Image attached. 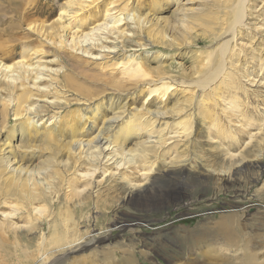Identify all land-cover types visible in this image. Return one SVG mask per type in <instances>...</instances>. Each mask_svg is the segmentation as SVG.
Wrapping results in <instances>:
<instances>
[{"label": "rangeland", "instance_id": "obj_1", "mask_svg": "<svg viewBox=\"0 0 264 264\" xmlns=\"http://www.w3.org/2000/svg\"><path fill=\"white\" fill-rule=\"evenodd\" d=\"M68 1L0 0V60L42 29L27 62L48 66L41 96L57 100L27 112L29 127L15 111L42 102H18V81L0 78V264H264V0H94L59 18ZM111 4L130 17L117 52L59 47L62 24L89 30ZM130 59L140 67L125 72ZM150 113L146 157L117 166L142 150ZM104 126L116 146L93 141Z\"/></svg>", "mask_w": 264, "mask_h": 264}, {"label": "bare ground", "instance_id": "obj_2", "mask_svg": "<svg viewBox=\"0 0 264 264\" xmlns=\"http://www.w3.org/2000/svg\"><path fill=\"white\" fill-rule=\"evenodd\" d=\"M93 1L94 0H69L67 2V4H68L67 6L69 7V10L60 9L58 17L60 18V17H62V15H67L68 17L72 18L75 14H78L81 11H84L85 8L88 7V5H89L88 2H93ZM70 8L73 10H70ZM102 19H103V22L101 21V23H97V24L93 25L92 27H90L89 30H85V28H86L85 26H87L88 22L82 20L83 22L81 21V24L77 25L78 28L73 30L70 33V35H68V36H65L63 34V32L68 31V33H69L72 30L71 23L68 22V23L62 24L60 26L62 33L59 34V38H60L59 47L61 45H63L64 47L65 46L68 47L72 52L81 54V56L83 55L84 57H89L91 59H101V60L104 59L106 56L103 53L110 54V53L117 52L122 47L121 43H123L121 40H118V38L125 37L128 35L127 30H125V29H127V27L121 28L119 26L124 25L126 22H128L130 17L128 15V13L123 12L121 9H117L115 4H111L110 7L105 10L104 15H102ZM27 30H30L28 32V34L37 32L36 33L37 36L41 39H39V40L36 39L37 40L36 42H35V40H32L33 43L35 42L34 44H29V43L26 44L23 41L19 42L18 47H19L20 51H19V57L16 60H14L12 62L9 60H8V62H4V61L0 60V78H1L2 82L5 83L6 87H4V85H3V89H5V90H10V89L14 90L15 86L13 88L12 85H14V83H15V85H17V81H18L19 85L23 89V91L17 96L18 102L25 101L29 98L33 99V100H37L39 102H42V104L36 105L37 110H34V111L32 110V108L34 106L33 104H27V107L25 109H23V110H25L24 114L22 112L18 111V109L15 111V117L17 116V118H20L21 116L22 117L26 116L25 120H27L28 126L33 127L35 125V123L32 119L34 116L31 117L29 114L26 115V113L27 112L31 113V111H32V112H37V114L42 115L41 113L44 110L41 108H44L46 106L56 107L55 103L57 102V100H54V99L48 100L47 98L42 97V96H44V94H47V91H48L47 87L50 86V85H47V86L42 85V82L47 80V82L50 81V84L54 83V81H51L50 78H47V76L49 74L46 73V71H48L49 69L47 70L46 68L48 66H45L44 64H42V62H43L42 59H41V61L39 60L40 63H36V64L27 62L29 60V58L31 59L32 56L33 57L39 56L38 58H41L40 54L44 53L42 48H41L42 44H43L41 41H42V36H44L43 35L44 31H42V29H40V30L35 29L34 26H32V25L28 26ZM58 30H59V27H58L57 31ZM105 30L107 31V34L109 37L106 34L103 37H101L99 35L102 33V31L104 32ZM226 32H227V30H226ZM5 33H6V31H5ZM113 34H116V35L113 36ZM226 36L227 37H224V38L226 39L225 40L226 43H228L230 38H232V36L229 33ZM110 38H113V39H110ZM43 40L47 44H50L49 42L52 43V41H50V39L44 38ZM1 49H3V47ZM90 51H96L97 54L93 55L92 52H90ZM41 52H43V53H41ZM121 65H122V70H124L125 72H129V71H132L134 69L136 70L137 68H139L140 67V61L130 59V60H127L126 62H122ZM55 85H56V83H55ZM162 86L163 85H158V86L154 85V87L150 88L149 89V95L147 98H149L153 95H156L159 100L166 99V97L168 95L167 92H169V89H172V87H171V84H169L167 86H164L163 89H161ZM51 88H53V87H51ZM174 89H176V87ZM32 90H34L35 93H33ZM38 94H40V95H38ZM171 95H172V93H171ZM9 100H10V98H9ZM8 104H10V103H8ZM15 108H17V107H15ZM147 116H148L146 118L147 122H145L146 124L144 123L145 126H143V128H141L142 131L140 130L138 133V135L140 134V136L142 133H145L147 135V139H145V140L140 139V141H139V144L141 142H143V144H140L142 150L140 152H134V151H136V149H132V148L129 149L128 152L126 153L127 155H129V158L126 159L124 156V158L121 160H116L117 158L114 160V163H116L117 166H119L123 163H126V162H132L134 160V158H136V157H140V156L142 158L146 157L147 153H145L144 147L148 151V147L152 146L149 143L154 142V140H148V138L152 137V136L157 138L158 135H156L154 133L159 132V130H157L154 127V122L156 121V116L152 115V113H150ZM118 117L120 118L119 115H118ZM122 120H123V118H122ZM127 122H129V121H127ZM108 127L109 126H104L105 129L103 128L101 131H99L93 137L94 138L93 141L95 143L98 144V143L103 142L102 144L107 143L108 146H110L111 144H112V147L116 146L114 140H112V138L110 137V134H108V132H109ZM46 135H49V137H51L52 136L51 131H46ZM164 139L165 138L159 137L158 140H156V141L160 142L161 140L163 141ZM147 145H148V147H147ZM106 146H104V147H106ZM112 147H111V149H112ZM138 149H139V147H138ZM70 150H71V148H70ZM103 150H104V148L102 149V146H101L99 151H98V154L100 152H102ZM112 154H113L112 156H114V153H112ZM115 155H117V154L115 153ZM109 159H111V158L109 157ZM181 164L182 165L178 171L165 170V173H164L165 178L166 179H173V178L180 177L181 176V169L184 168V165H185L184 163H181ZM248 168H249L248 165H245V166L243 165V166L239 167V169H237L236 172L246 171V169H248ZM260 168H262V167H260ZM157 189H159V184L157 185L155 180L153 182H150L147 186H144V188H143L144 191L149 192V193L153 192V191L156 192ZM139 224H140L139 221H135L133 225L137 226ZM103 239H105V236L101 235V236H99L98 240H103Z\"/></svg>", "mask_w": 264, "mask_h": 264}]
</instances>
